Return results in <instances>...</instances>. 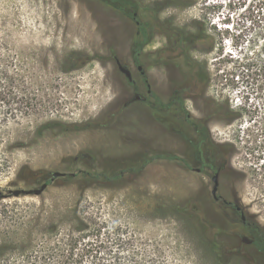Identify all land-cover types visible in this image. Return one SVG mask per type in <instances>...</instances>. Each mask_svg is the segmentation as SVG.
<instances>
[{
	"label": "rangeland",
	"instance_id": "rangeland-1",
	"mask_svg": "<svg viewBox=\"0 0 264 264\" xmlns=\"http://www.w3.org/2000/svg\"><path fill=\"white\" fill-rule=\"evenodd\" d=\"M136 1L157 12L138 15L152 32L131 61L134 20L107 5L0 0L4 69L13 77L0 76V264H24L47 240L66 238L83 206L121 227L135 246L121 255L135 250L145 264H215L199 240L201 222L219 226L234 251L256 255L241 236L253 239L255 224L264 230V0ZM201 28L206 42L193 50L172 44ZM112 56L131 69V85ZM187 61L205 66V90ZM183 111L213 137L219 200L215 169L196 171L182 139ZM82 170L105 178L83 182ZM53 171L65 175L40 195L1 197L38 187ZM256 260L245 264H264Z\"/></svg>",
	"mask_w": 264,
	"mask_h": 264
},
{
	"label": "trees",
	"instance_id": "trees-1",
	"mask_svg": "<svg viewBox=\"0 0 264 264\" xmlns=\"http://www.w3.org/2000/svg\"><path fill=\"white\" fill-rule=\"evenodd\" d=\"M126 3L129 2L132 8V12H136L140 16L142 13H147L155 17V11L157 9L153 7L140 6L136 0H121ZM264 5V1L262 2ZM260 4L256 7V12H253L255 17L254 22L257 21V17L260 16L261 10ZM125 6L122 7L124 9ZM128 13V12H126ZM129 13V14H131ZM264 14V13H263ZM260 19V17L258 18ZM140 22L142 27L143 39L133 40L131 42V54L139 59V55L142 52L144 44L149 39V34L146 32L149 28L147 22ZM206 34L201 28L195 33L190 31L179 33L174 39L173 44L176 47L185 50H193V46L197 43L206 42ZM9 58V55L5 53L2 48V42H0V76L6 79H12L13 77L7 73L4 69V61ZM192 65L195 70L193 75L195 76V82L201 83L205 90L207 85V77L205 75V66L198 65L191 61L185 62L187 66ZM180 65L185 67L183 63ZM188 66V67H189ZM187 68V67H186ZM200 68V70H199ZM11 76V77H9ZM203 90V91H204ZM74 176H77L74 174ZM101 178H105V174L101 172L92 173L90 171L82 170L78 179L81 181L100 182ZM47 184L51 183V179L45 181ZM227 206V205H226ZM232 209L231 206L228 205ZM184 211L189 212V208L186 207ZM241 224V223H239ZM214 228L209 229V224L199 223V240L203 243L208 251L211 259L215 264H245L246 262H256L257 258L264 256V230L255 224V228L252 227L249 232L254 235L252 244L255 246L256 255H247L246 251L239 253L234 251L233 245H230L229 241L221 238V234L224 231L217 225ZM245 231H248L247 226L244 227ZM123 229L117 224H107L105 220H102L100 215L94 212H89L86 206L81 208H75L73 210V220L70 223L69 233L66 238H58L56 241L49 242L47 239L45 245L38 251L31 252L32 256L28 259L25 258L24 264H145L150 261L147 259V255H140L135 250L126 255H121L120 251L127 246L134 249L133 239L127 237L122 239L120 236ZM262 245H260L259 244ZM260 245V246H259ZM246 247V245H244ZM120 250V251H119Z\"/></svg>",
	"mask_w": 264,
	"mask_h": 264
},
{
	"label": "flooded vegetation",
	"instance_id": "flooded-vegetation-1",
	"mask_svg": "<svg viewBox=\"0 0 264 264\" xmlns=\"http://www.w3.org/2000/svg\"><path fill=\"white\" fill-rule=\"evenodd\" d=\"M95 1L111 7L117 13L124 15V17L128 18L130 16L134 20V23H135L134 29L132 31V33L135 36H134V38L131 39V42L135 39L136 40L143 39V36H142L143 30H142V27H140V25H139L140 22H139L138 15L136 12L131 13L132 8H131V5L129 4V2L124 3L121 0H95ZM123 6H125L124 9H122ZM126 12H128V13H126ZM129 13H131V14H129ZM146 32L148 34H150L152 32V29L150 26H149V28H147ZM144 46H145V44H144ZM144 46H143V48H144ZM111 61H114L117 68H118L117 61H119V63L122 66H124L126 68L128 67L127 65L122 63V61H123L122 59H119L116 56H112ZM131 61H138V58H136L135 56H133L131 54ZM130 71H131V69H130ZM137 71H138L139 75L141 77H143L144 70L142 69V67L140 65L137 66ZM119 72L126 79L127 83L129 85H131V81H133L132 76H131V79H128L123 72H121L120 70H119ZM130 75H132V72H130ZM147 92L151 93L150 89H148ZM134 98L138 99L139 96L137 94H135ZM173 102L178 103V99L176 96L174 97ZM181 120H182L181 122L183 123L182 139L185 143V146L190 145L192 147L191 158L193 160L196 159L199 162V167L196 168V171H201V170L206 169L208 167V170H210V171H213L215 169V172H213V174L218 173V171L221 170V167L217 166L216 151L213 150L214 141H213V137H212L211 133H209V130L207 129V125H206V129H204V124L199 125V123H197V124L194 123V121H192V115L189 112H184V111H183ZM182 159L184 160V165L186 168L187 163H188L187 153L182 156ZM219 199L220 198H217L215 200H219ZM222 202L225 205L231 206L233 208L234 212L240 213V209L238 206L232 205V204H230V202L225 201V200H222ZM240 217H241V215H240ZM241 221H242V224L245 223L246 226L248 225L245 219L244 220L241 219Z\"/></svg>",
	"mask_w": 264,
	"mask_h": 264
},
{
	"label": "water",
	"instance_id": "water-1",
	"mask_svg": "<svg viewBox=\"0 0 264 264\" xmlns=\"http://www.w3.org/2000/svg\"><path fill=\"white\" fill-rule=\"evenodd\" d=\"M118 69L123 72L128 79H131L130 71L128 68L122 66L119 61H117ZM65 173L60 172V171H53L51 172V180L54 179L55 177H60L64 176ZM212 180V188H211V195L214 199H217L218 196L216 195L217 192V186H218V173H214L211 176ZM47 183L43 182L41 183L38 187L34 188H16V189H11L9 190L6 194H2L1 197H8V196H19V195H40L42 191L46 188ZM240 219L244 220L245 217L243 214H241ZM253 239L248 238L246 235L241 236V242L245 244H250L252 243Z\"/></svg>",
	"mask_w": 264,
	"mask_h": 264
}]
</instances>
